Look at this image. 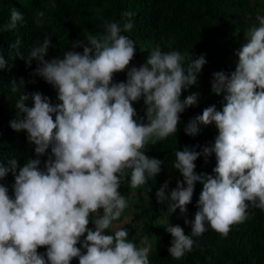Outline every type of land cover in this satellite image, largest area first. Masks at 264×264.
Returning a JSON list of instances; mask_svg holds the SVG:
<instances>
[{"label": "clouds", "instance_id": "clouds-1", "mask_svg": "<svg viewBox=\"0 0 264 264\" xmlns=\"http://www.w3.org/2000/svg\"><path fill=\"white\" fill-rule=\"evenodd\" d=\"M50 6L55 7L54 0ZM133 15L123 13V24L104 22L100 34H83L85 40L71 42L62 58H47L50 35L31 47L25 62L28 67L37 62L32 76L51 85L58 102L40 91L27 92L23 79L9 83L11 93H20L10 127L27 133L35 157L23 165L15 157L6 165L0 161V264H71L73 259L150 264V248L129 240L126 229L106 233L129 207L122 184L143 188L151 201L148 181L162 172L164 161L146 155V148L176 134L181 114L198 104L199 93L182 96L198 85L207 60L204 54L173 49L169 40L158 44L146 63L130 66L136 45L122 33L133 28ZM44 16V11L36 13L37 27ZM23 20L13 8L4 27L12 31ZM258 20L235 53V71L213 73L211 91L223 96L222 110L206 107L184 126L186 135L196 137L201 125L214 124V143L176 150L173 167L182 180L170 195L167 180L155 192L159 203L168 202V211L179 209L186 217L196 184L202 185L194 220L185 219L190 234L179 225L166 226L172 236L168 251L176 260L191 252L193 237L209 227L227 237L231 226L248 219L250 207L264 211V17ZM21 43L17 38L9 45L8 58L0 48V72L17 57L25 58ZM122 72L127 79L117 82ZM141 100L143 116L134 107ZM213 154L214 174L197 173L196 161L203 157L207 163ZM9 174L14 177L11 194L3 183Z\"/></svg>", "mask_w": 264, "mask_h": 264}, {"label": "trees", "instance_id": "trees-1", "mask_svg": "<svg viewBox=\"0 0 264 264\" xmlns=\"http://www.w3.org/2000/svg\"><path fill=\"white\" fill-rule=\"evenodd\" d=\"M53 0H0V48L8 58L9 45L21 40L20 52L25 55L22 59L17 57L11 62L10 68L0 72V161L7 164V159L15 157L21 165L28 158H34V145L27 142V133L16 132L11 129L10 121L17 117L18 109L15 107L20 93L10 91V82L15 79L25 81L27 92L40 91L57 101L55 89L44 82L42 78L33 77L36 61L28 67L25 60L28 51L37 42L50 35L52 45L49 49L48 59L56 56L62 58L63 52L71 50V42L85 40L83 34H100L104 31L106 21L123 24V13L131 11L133 28L128 35L135 41L137 53L130 66H139L146 63L150 52L158 45L171 41L172 48L183 52H193L199 56L205 55L207 60L198 77V85L190 87L183 93L182 99L192 93H199L198 104L190 107L181 114V123L178 132L158 142L149 144L146 155L164 161L162 172L148 181L152 192L151 201L146 200L143 188L132 189L127 183L122 184L120 193L125 197L129 206L133 202L134 217L121 228L128 231V239L141 245L147 237L150 243V264H264V211L250 207L248 219L240 224L231 226L227 237H223L210 227L200 237H193L195 244L191 252H187L181 259L176 260L169 254L172 236L166 226L179 225L190 234L191 227L185 224V219L194 220L197 202L202 185L197 183L192 202L187 206L186 217L177 209L175 213L168 211V202L159 203L155 192L166 180L170 181L168 193L176 188L177 181L182 180L179 172L173 167L176 150L184 146L194 147L211 145L218 135L215 125H201V132L196 137L185 134L184 126L197 115L202 114L206 107L216 105L222 110L223 96L215 95L211 91L213 68H219L225 73L235 71L238 63L236 51L245 43L247 27L254 26L257 13L264 15V0H54L55 7L50 4ZM18 9L24 20L17 23L16 29L7 31L11 10ZM38 11H44L42 26L37 27L34 17ZM162 37L164 40L162 41ZM83 51V49H77ZM164 48V51H168ZM126 72L117 73L115 80L126 81ZM35 80V83L29 81ZM23 91V86H21ZM29 103H31L29 101ZM138 114L144 115V104L141 100L134 103ZM198 151L201 149H197ZM44 160L47 157L42 158ZM197 173L214 174L216 166L213 154L205 163L203 157L196 161ZM3 183L12 192L14 177L9 174ZM129 207L118 221L126 218ZM172 218L167 222L165 215ZM142 222L140 225L136 224ZM113 222V223H114ZM134 222V223H133ZM93 227V225H90ZM117 229H109L106 234H113ZM80 246V245H78ZM43 253L46 248L38 249ZM71 264H79L73 259Z\"/></svg>", "mask_w": 264, "mask_h": 264}, {"label": "rangeland", "instance_id": "rangeland-1", "mask_svg": "<svg viewBox=\"0 0 264 264\" xmlns=\"http://www.w3.org/2000/svg\"><path fill=\"white\" fill-rule=\"evenodd\" d=\"M257 15V17H256V19H254V22H255V26H258L259 25V20H258V17H264V15H263V13L262 12H260V13H257L256 14ZM252 27V26H251ZM251 27H247V31L251 28ZM218 71H221L219 68H213V70H212V75H213V73H215V72H218ZM133 202L130 204V206H129V209H128V214L126 215V218L123 220V221H121V222H114L113 223V227L111 228V229H119V228H121L124 224H126L127 222H132V220H133V217H134V210H133ZM165 219L167 220V222H171L172 221V218L170 217V215H168V214H166L165 215ZM134 223V222H133ZM142 222L140 221L139 223H136L135 222V225L136 224H138V225H140ZM147 247H149V248H151V245H150V243L148 242V241H146L145 243H144Z\"/></svg>", "mask_w": 264, "mask_h": 264}]
</instances>
